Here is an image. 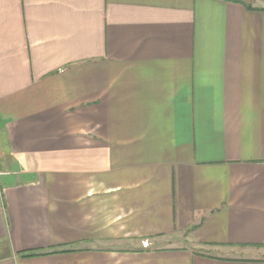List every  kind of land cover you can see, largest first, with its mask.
<instances>
[{"label":"crops","instance_id":"crops-1","mask_svg":"<svg viewBox=\"0 0 264 264\" xmlns=\"http://www.w3.org/2000/svg\"><path fill=\"white\" fill-rule=\"evenodd\" d=\"M245 5L0 0V264H264Z\"/></svg>","mask_w":264,"mask_h":264},{"label":"rangeland","instance_id":"rangeland-1","mask_svg":"<svg viewBox=\"0 0 264 264\" xmlns=\"http://www.w3.org/2000/svg\"><path fill=\"white\" fill-rule=\"evenodd\" d=\"M243 1L247 2V4H249V6H251V7H252L253 4L257 3V0H243ZM261 10H263V9H261ZM1 147H2V151H3V147L5 149V144H3V145L1 144ZM2 153L4 154L5 151L2 152ZM2 166H3V162L0 159V169H2Z\"/></svg>","mask_w":264,"mask_h":264},{"label":"trees","instance_id":"trees-1","mask_svg":"<svg viewBox=\"0 0 264 264\" xmlns=\"http://www.w3.org/2000/svg\"><path fill=\"white\" fill-rule=\"evenodd\" d=\"M248 9H250V10H253V9H255V8H252L251 6H249V5H245ZM40 255H43V254H41V253H29V254H26L24 257H29V258H31V257H37V256H40Z\"/></svg>","mask_w":264,"mask_h":264},{"label":"built area","instance_id":"built-area-1","mask_svg":"<svg viewBox=\"0 0 264 264\" xmlns=\"http://www.w3.org/2000/svg\"><path fill=\"white\" fill-rule=\"evenodd\" d=\"M149 246V243L143 242V247L147 248Z\"/></svg>","mask_w":264,"mask_h":264}]
</instances>
